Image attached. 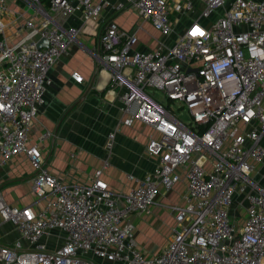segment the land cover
<instances>
[{
    "label": "built area",
    "instance_id": "2783aa9c",
    "mask_svg": "<svg viewBox=\"0 0 264 264\" xmlns=\"http://www.w3.org/2000/svg\"><path fill=\"white\" fill-rule=\"evenodd\" d=\"M8 3L32 15L12 42ZM160 33L155 50L138 51V32L109 21L99 35V61L120 96V125L152 130L145 146L158 166L123 198L104 180L107 157L86 183H64L46 167L40 145L28 147L52 79L78 31L58 20L79 9L85 21L104 7L92 0H0V168L26 153L37 200L9 205L0 191V217L20 241L0 243V264H264V0H128ZM125 3L113 8L122 10ZM186 25L175 32L183 14ZM216 16L214 19L213 16ZM210 20L208 24L200 21ZM47 39L49 46L37 48ZM72 78L81 83L75 72ZM160 92L165 105L154 96ZM185 112L186 122L174 105ZM130 178L133 177L130 175ZM186 182L184 205L174 206L172 238L156 256L137 247L133 215L149 213L160 194ZM237 208V210H235Z\"/></svg>",
    "mask_w": 264,
    "mask_h": 264
},
{
    "label": "crops",
    "instance_id": "0c3cea01",
    "mask_svg": "<svg viewBox=\"0 0 264 264\" xmlns=\"http://www.w3.org/2000/svg\"><path fill=\"white\" fill-rule=\"evenodd\" d=\"M120 2L125 3L126 7L115 10L113 7ZM127 2L128 0H92L94 5L104 6L96 19L85 21L81 11L76 8L58 20L64 30L76 29L78 33L69 54L58 59L51 70L52 83L29 129L27 142L28 147L40 145L46 167L62 182L86 183L107 157L105 146L108 135L115 132L111 165L103 178L119 198L127 195L137 185V180L143 179L158 166V160L145 152L152 130L140 122L131 127L120 125V120L125 117L120 96L125 89L111 83L108 66L98 59L99 35L111 20L124 30L135 31L142 26L144 31L137 34L139 40L143 34L156 43L161 38L160 33L149 22L138 18ZM10 4L8 3L5 15L9 24L6 32L9 39L16 42L20 38L16 35L17 31L32 13L21 18L20 8ZM188 17L193 15H181L176 32L186 25ZM215 17L214 15L212 18ZM200 22L208 24L210 20L202 19ZM149 27L157 36L153 35ZM174 38L175 34L166 43L170 42L172 45ZM158 47L156 45L149 49L138 44L136 48L144 52ZM75 72L83 77L81 83L72 78ZM32 177L33 167L26 153L13 157L0 168V191L9 205L24 207L37 200L32 192ZM185 191L186 182L178 183L167 195L158 196L149 213L131 217L137 247L146 257L159 254L172 238V228L176 224L173 207L184 205L182 196ZM14 229L20 239L15 227ZM97 264L123 263L99 260Z\"/></svg>",
    "mask_w": 264,
    "mask_h": 264
},
{
    "label": "rangeland",
    "instance_id": "374dc122",
    "mask_svg": "<svg viewBox=\"0 0 264 264\" xmlns=\"http://www.w3.org/2000/svg\"><path fill=\"white\" fill-rule=\"evenodd\" d=\"M10 5H12V4H10ZM18 7H20V6H18ZM28 13L31 14L32 12L25 9V13H24V15L21 16V18H25V15ZM178 26L179 25H176V28ZM149 30L153 33L154 36H157V33L154 30H152L150 27H149ZM174 34H176V29L172 35L174 36ZM171 36L169 37V39L173 37V36L172 37ZM139 45L141 47H147L149 49H152L153 47H155L158 44L153 39H151L148 36H146L145 34H143V36L142 35L140 36ZM168 45H170V42L168 43ZM152 94L154 96H156L158 99H160L163 104H165V105L168 104V101L164 99L163 95L160 92H153ZM174 109L176 110L177 116L179 118L183 119L186 122L189 120V117L185 112L182 113L181 110H178V104L174 105ZM235 210H237V208H235ZM14 232H15V229H14L13 224L3 222V220L0 219V243L1 244L11 245V244H15L16 242L20 241V239H18V237L16 236V234Z\"/></svg>",
    "mask_w": 264,
    "mask_h": 264
},
{
    "label": "water",
    "instance_id": "95a60500",
    "mask_svg": "<svg viewBox=\"0 0 264 264\" xmlns=\"http://www.w3.org/2000/svg\"><path fill=\"white\" fill-rule=\"evenodd\" d=\"M49 46V43L47 41V39L45 38H42L38 43H37V48L41 49V48H44V47H48Z\"/></svg>",
    "mask_w": 264,
    "mask_h": 264
}]
</instances>
